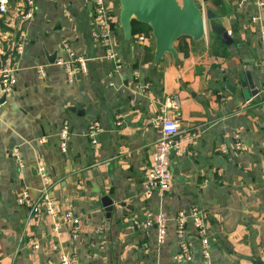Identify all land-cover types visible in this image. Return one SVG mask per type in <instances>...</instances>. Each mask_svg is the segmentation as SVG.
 <instances>
[{
  "label": "crops",
  "instance_id": "0c3cea01",
  "mask_svg": "<svg viewBox=\"0 0 264 264\" xmlns=\"http://www.w3.org/2000/svg\"><path fill=\"white\" fill-rule=\"evenodd\" d=\"M4 1L10 9L22 4ZM193 1L218 17L230 46L210 34L204 18L201 40L181 37L175 55L155 63L151 32L133 22L126 49L116 18V70L93 38L91 0H34L13 92L0 99V264H58L60 253L76 264H203L190 220L184 238L191 259H174L175 217L191 209L205 217L210 264H264V9L256 0ZM105 3L117 16L118 0ZM10 15L0 18L6 22ZM5 28L0 39L11 36ZM63 42L88 60L86 73L74 70L71 81L55 65L68 58ZM173 97L176 111L168 107ZM163 111L179 123L181 149L170 157L169 189L147 198L143 186L160 136L152 121ZM63 122L69 131L65 155L58 139ZM92 123L100 129L95 146L87 138ZM39 160L61 211L80 220L76 240L69 226L56 234V221L31 215L16 201L24 189L32 200L39 197ZM103 196L112 202L110 212ZM147 213L165 215L161 245L155 227L144 224Z\"/></svg>",
  "mask_w": 264,
  "mask_h": 264
},
{
  "label": "built area",
  "instance_id": "2783aa9c",
  "mask_svg": "<svg viewBox=\"0 0 264 264\" xmlns=\"http://www.w3.org/2000/svg\"><path fill=\"white\" fill-rule=\"evenodd\" d=\"M20 2H22V4L19 7L10 9L7 1L0 0V16L4 17L11 14L9 19L4 23L12 32L11 36L2 37L0 39V99L6 98L13 92L15 75L18 72L17 62L24 51L23 30L25 25L32 20L35 14L34 0H21ZM256 2L260 9H264V0H256ZM91 3L93 6L94 21L93 38L103 48L104 57L115 64L117 70L120 68L119 60L117 59L111 41V28L117 16L111 13L105 0H91ZM139 40H143V38L141 37ZM62 47L67 52L68 58L66 60H57L55 65L64 70L67 80L71 81L74 70L81 74H85L88 60L85 57L75 56L66 42L62 43ZM259 70L264 79V52L263 58L259 63ZM168 107L174 111L179 109L177 97H173ZM152 126L159 130L160 136L153 146L150 165L143 186L144 194L147 198L152 197L156 192L164 193L169 189L173 179L170 157L180 152L182 143L178 138L180 135V126L175 117L168 116L166 112L163 111L152 121ZM99 132L100 129L97 123H92L88 128L87 138L90 140L92 146L97 144L96 136ZM68 137L69 131L67 122H63L58 133L59 151L62 155H65L67 152ZM239 147L240 144L236 143V148ZM13 155L19 167H22L23 161L19 149H15ZM36 171L43 185L39 197L37 200H32L28 191L24 189L21 191V194L17 196V203L20 206L26 207L31 215L43 213L56 221L53 227V232L56 234H59L61 225L69 226L72 239L76 240L80 230L79 218L70 211L62 212L60 206L53 199L47 170L42 160L37 162ZM145 216V226L155 227L157 232V243L159 245L163 244L166 235L165 215L162 213L156 215L147 213ZM57 220H60V223L57 222ZM188 220L192 221L202 245V263L210 264V256L207 248L209 241L207 238L205 217L203 213L197 209H191L188 213L180 212L175 217L179 253L175 255L174 259L177 261H190L191 259V254L184 238L185 223ZM31 245L34 250L38 248L36 243H31ZM57 262L58 264H76L74 258L65 253H60L58 255Z\"/></svg>",
  "mask_w": 264,
  "mask_h": 264
},
{
  "label": "water",
  "instance_id": "95a60500",
  "mask_svg": "<svg viewBox=\"0 0 264 264\" xmlns=\"http://www.w3.org/2000/svg\"><path fill=\"white\" fill-rule=\"evenodd\" d=\"M117 16L123 47L126 49L132 37L133 22L149 29L155 41V63L166 54L175 55L173 45L181 37H190L194 42L201 40L205 36L204 18L209 23L211 35L226 46L232 43L227 30L216 22L218 17L209 10L204 12L193 0H118ZM223 86L231 90L227 83H223ZM249 87L253 89V83ZM4 100L5 98H1V102ZM101 203L110 212L111 200L103 196Z\"/></svg>",
  "mask_w": 264,
  "mask_h": 264
},
{
  "label": "trees",
  "instance_id": "16d2710c",
  "mask_svg": "<svg viewBox=\"0 0 264 264\" xmlns=\"http://www.w3.org/2000/svg\"><path fill=\"white\" fill-rule=\"evenodd\" d=\"M4 24H5V23H4L3 20L0 18V28L3 29V30L6 29ZM144 28H145L147 31H149V29H148L147 27H144Z\"/></svg>",
  "mask_w": 264,
  "mask_h": 264
}]
</instances>
